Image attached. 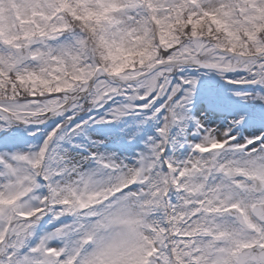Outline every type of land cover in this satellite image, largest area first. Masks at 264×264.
I'll list each match as a JSON object with an SVG mask.
<instances>
[{"label":"snow or ice","instance_id":"1","mask_svg":"<svg viewBox=\"0 0 264 264\" xmlns=\"http://www.w3.org/2000/svg\"><path fill=\"white\" fill-rule=\"evenodd\" d=\"M0 264H264V0H0Z\"/></svg>","mask_w":264,"mask_h":264},{"label":"rangeland","instance_id":"2","mask_svg":"<svg viewBox=\"0 0 264 264\" xmlns=\"http://www.w3.org/2000/svg\"><path fill=\"white\" fill-rule=\"evenodd\" d=\"M201 107V104H198L197 105V108H200ZM203 107L206 109L207 108V105L206 104H203ZM207 114V113H206ZM211 119L216 122V123H219L220 122V119H221V116H220V113H215L211 116Z\"/></svg>","mask_w":264,"mask_h":264},{"label":"bare ground","instance_id":"3","mask_svg":"<svg viewBox=\"0 0 264 264\" xmlns=\"http://www.w3.org/2000/svg\"><path fill=\"white\" fill-rule=\"evenodd\" d=\"M230 87V86H229Z\"/></svg>","mask_w":264,"mask_h":264}]
</instances>
